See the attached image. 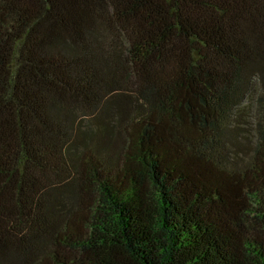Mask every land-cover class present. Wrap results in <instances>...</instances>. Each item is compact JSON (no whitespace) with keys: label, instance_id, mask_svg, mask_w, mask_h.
I'll return each instance as SVG.
<instances>
[{"label":"trees","instance_id":"1","mask_svg":"<svg viewBox=\"0 0 264 264\" xmlns=\"http://www.w3.org/2000/svg\"><path fill=\"white\" fill-rule=\"evenodd\" d=\"M0 264H264V0H0Z\"/></svg>","mask_w":264,"mask_h":264}]
</instances>
